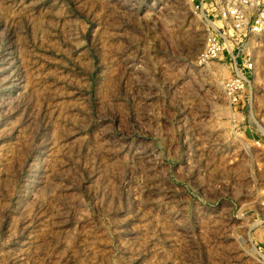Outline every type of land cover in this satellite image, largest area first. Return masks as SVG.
I'll return each instance as SVG.
<instances>
[{
	"label": "rangeland",
	"instance_id": "374dc122",
	"mask_svg": "<svg viewBox=\"0 0 264 264\" xmlns=\"http://www.w3.org/2000/svg\"><path fill=\"white\" fill-rule=\"evenodd\" d=\"M0 264H264V0H0Z\"/></svg>",
	"mask_w": 264,
	"mask_h": 264
},
{
	"label": "built area",
	"instance_id": "2783aa9c",
	"mask_svg": "<svg viewBox=\"0 0 264 264\" xmlns=\"http://www.w3.org/2000/svg\"><path fill=\"white\" fill-rule=\"evenodd\" d=\"M233 7H234V5L227 7L224 10H222V12H223V14H226V15L230 16L231 18H233L232 20L237 19V21H238V19L241 17L239 16V12H237V10ZM240 22H237V24H239ZM257 23H258V21H257ZM254 30L259 31L256 25L254 27ZM209 37H211V36H209ZM220 51L221 50H220L218 42L214 38H209L207 40L205 49L202 53V57L206 58V59L215 58V57H217V54ZM245 58L246 59L244 60V63L241 65V67L238 66L237 62L235 61V71L237 72V77L234 78V80H232L231 84H230V86H232L235 89L243 88L244 84L246 82L247 83L249 82L247 77L245 75H243V72H251L255 69V63L252 61V56L247 55V56H245Z\"/></svg>",
	"mask_w": 264,
	"mask_h": 264
}]
</instances>
